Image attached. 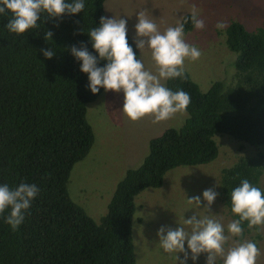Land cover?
Returning <instances> with one entry per match:
<instances>
[{"label":"trees","instance_id":"1","mask_svg":"<svg viewBox=\"0 0 264 264\" xmlns=\"http://www.w3.org/2000/svg\"><path fill=\"white\" fill-rule=\"evenodd\" d=\"M106 1L86 0L76 16L42 17L38 28L21 35L4 28L10 13L0 16V183L40 189L16 231L0 219V264H137L133 222L143 191L160 188L170 170L213 162L216 135L264 146V27L249 31L232 22L226 46L236 55L234 81H216L206 92L186 71L183 80L166 81L190 95L187 119L150 140L143 163L117 184L106 215L99 223L90 217L68 185L94 144L87 106L103 89L96 95L87 89V74L70 48L83 42L93 52L86 32L105 16ZM192 30L185 24V33ZM41 49H51L53 57L46 59ZM244 178L264 189V153L240 158L221 173V198L233 219L229 192ZM241 226L240 239L251 230L246 221Z\"/></svg>","mask_w":264,"mask_h":264},{"label":"rangeland","instance_id":"2","mask_svg":"<svg viewBox=\"0 0 264 264\" xmlns=\"http://www.w3.org/2000/svg\"><path fill=\"white\" fill-rule=\"evenodd\" d=\"M104 8L105 16L127 19L128 35L132 40L135 39L137 12L143 11L162 32L175 26L178 20L182 21L195 8L205 22V30L193 29L185 33V39L189 44L197 45L202 54L198 60H186L184 68L203 92L216 81L230 84L235 79L236 55L226 46L228 26L239 22L249 31L264 27V0H107ZM221 20L226 23V28L217 30L215 25ZM142 59L148 70L154 72L155 66L147 50ZM122 104V92L103 91L87 106V121L95 140L87 157L73 168L69 180L73 201L98 223L106 215L117 184L127 170L138 168L143 163L150 140L169 128L182 127L188 117L185 112L158 123H153L151 117L131 121L120 111ZM214 139L219 153L213 162L170 170L160 188L147 189L136 198L133 244L137 264H175L172 256L159 247L156 232L161 225L175 228L176 221L191 216L193 205L188 204L187 197L201 195L203 190L214 188L219 195L211 211L219 213L218 218L225 226L233 220L221 198V173L240 158L264 153V146L243 144L227 135H216ZM239 241L255 242L259 249L256 264H264V228L253 227L241 239L230 237L225 247ZM204 260L202 255L198 264H204Z\"/></svg>","mask_w":264,"mask_h":264},{"label":"clouds","instance_id":"3","mask_svg":"<svg viewBox=\"0 0 264 264\" xmlns=\"http://www.w3.org/2000/svg\"><path fill=\"white\" fill-rule=\"evenodd\" d=\"M86 0H0V16L11 14L4 25L10 33L21 35L39 27L38 21L60 20L76 16L85 9ZM191 22L195 30H205V22L193 8L189 16L160 31L153 20L143 11L136 13L135 39L130 46L127 19L101 16L99 23L86 33L93 52L81 43L71 46L70 54L79 62V71L87 74V89L93 94L112 91L123 93L120 111L131 121L151 117L153 123L167 121L177 113H185L190 104V95L182 90L165 86V82L185 78L186 60H198L201 49L185 39V24ZM217 30L226 28L221 20ZM47 37L52 33L47 31ZM150 53L155 71H149L142 59L144 51ZM46 59H51V49L40 50ZM101 62H103L101 64ZM217 184V183H216ZM218 185V184H217ZM40 189L35 183L21 181L15 187L0 183V219L12 231L25 220V214ZM219 193L207 188L201 195L187 197L193 205L192 214L176 221L177 227L161 225L156 232L158 245L170 254L175 264H198L204 255V264H256L259 249L253 241H239L226 248L230 237H239L242 223L249 228H264V189L253 185L247 178L229 192L231 213L238 217L226 226L213 213L211 206ZM203 201V206L202 205Z\"/></svg>","mask_w":264,"mask_h":264},{"label":"crops","instance_id":"4","mask_svg":"<svg viewBox=\"0 0 264 264\" xmlns=\"http://www.w3.org/2000/svg\"><path fill=\"white\" fill-rule=\"evenodd\" d=\"M185 17V16H184Z\"/></svg>","mask_w":264,"mask_h":264}]
</instances>
